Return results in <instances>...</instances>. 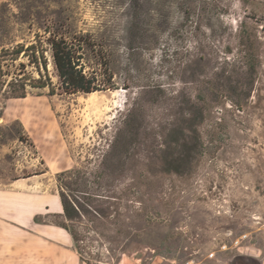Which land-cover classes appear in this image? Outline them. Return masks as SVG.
<instances>
[{
    "label": "rangeland",
    "instance_id": "374dc122",
    "mask_svg": "<svg viewBox=\"0 0 264 264\" xmlns=\"http://www.w3.org/2000/svg\"><path fill=\"white\" fill-rule=\"evenodd\" d=\"M28 2L0 0L12 24L9 38L30 41L33 32L56 27L61 14L66 26L99 45L102 63L90 57L85 71L99 74L104 84L110 74L111 88L62 92L47 52L54 95L47 88L23 99L0 94V188L22 179L29 192L58 196L56 173L96 171L132 114L138 145L108 193L118 204L111 220L119 224H107L117 241L108 242L83 220L76 225L81 259L129 264L153 252L177 262L233 264L238 251L217 253L218 261L205 256L227 234L248 233L240 252L249 264L263 261L264 0ZM24 15L29 23L20 24ZM186 102L203 111L199 151L180 162L178 173L168 172L180 147L167 152V134L184 125ZM42 154L54 161L50 167Z\"/></svg>",
    "mask_w": 264,
    "mask_h": 264
},
{
    "label": "trees",
    "instance_id": "16d2710c",
    "mask_svg": "<svg viewBox=\"0 0 264 264\" xmlns=\"http://www.w3.org/2000/svg\"><path fill=\"white\" fill-rule=\"evenodd\" d=\"M19 1H27L29 5L28 0ZM4 8V5L0 7V94L4 98L23 99L31 95L33 90L45 88L48 89L47 95L55 94L56 89L47 72V52L58 78V89L62 92L90 94L105 87L111 88L110 74L106 78L108 84H104L99 74L85 71L89 59L92 58L99 65L103 58L101 48L89 33L71 30L64 24L65 17L57 14L56 27L44 28L42 32L37 30L33 32L32 40L15 43L9 38L12 24L4 18ZM27 19L29 15H24L19 23H29ZM30 25L31 30L33 24ZM186 103V116L181 120L184 125L178 133L172 131L167 134L166 151L173 146L180 147L176 158L170 156L168 166L171 168L168 172L178 173L180 162H189L199 151L197 127L203 119V111L194 103ZM135 120L132 114L125 118L123 127L115 134L96 171L73 167L56 173L55 182L62 212L51 215L54 219L46 220L45 217L43 222L39 217H34L33 221L64 229L77 248L81 235L76 225L83 223V220L91 231L102 235L108 242H116V235L110 234L111 228L107 224H119L118 220H111V216L119 215L118 204L110 201L113 196L108 193L113 181L127 171L126 159L138 145L139 133ZM235 262L249 264L245 257H239Z\"/></svg>",
    "mask_w": 264,
    "mask_h": 264
},
{
    "label": "crops",
    "instance_id": "0c3cea01",
    "mask_svg": "<svg viewBox=\"0 0 264 264\" xmlns=\"http://www.w3.org/2000/svg\"><path fill=\"white\" fill-rule=\"evenodd\" d=\"M41 132L47 131L43 127ZM34 142L40 149L39 143ZM42 159L49 167L54 162L43 154ZM27 186L17 179L9 188H0V264H87L64 229L33 221L34 217L43 221L45 217L50 220L51 215L61 214L58 196L38 195L29 192ZM259 264H264V260Z\"/></svg>",
    "mask_w": 264,
    "mask_h": 264
},
{
    "label": "built area",
    "instance_id": "2783aa9c",
    "mask_svg": "<svg viewBox=\"0 0 264 264\" xmlns=\"http://www.w3.org/2000/svg\"><path fill=\"white\" fill-rule=\"evenodd\" d=\"M227 240L222 241L216 250L209 251L206 256L205 260H217L216 254L217 253H227L233 251H239L244 242L249 241V234L242 233L237 236H233L232 233L227 234ZM110 264V263H105ZM112 264V263H111ZM129 264H206L204 260H200L197 258H189L182 261H174L169 260L165 256L160 254L151 253L150 256L146 258H132Z\"/></svg>",
    "mask_w": 264,
    "mask_h": 264
},
{
    "label": "flooded vegetation",
    "instance_id": "af4514ba",
    "mask_svg": "<svg viewBox=\"0 0 264 264\" xmlns=\"http://www.w3.org/2000/svg\"><path fill=\"white\" fill-rule=\"evenodd\" d=\"M249 242V241H248ZM246 254H243V252H240V250L238 251L237 254L234 255V260H233V264H238V262H235L237 260V258L239 257H243L245 256Z\"/></svg>",
    "mask_w": 264,
    "mask_h": 264
}]
</instances>
